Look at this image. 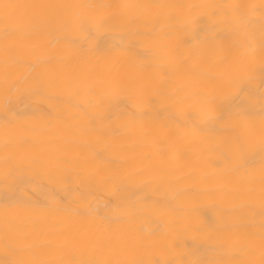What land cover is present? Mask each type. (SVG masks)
<instances>
[{
	"label": "bare ground",
	"instance_id": "obj_1",
	"mask_svg": "<svg viewBox=\"0 0 264 264\" xmlns=\"http://www.w3.org/2000/svg\"><path fill=\"white\" fill-rule=\"evenodd\" d=\"M0 264H264V0H0Z\"/></svg>",
	"mask_w": 264,
	"mask_h": 264
}]
</instances>
